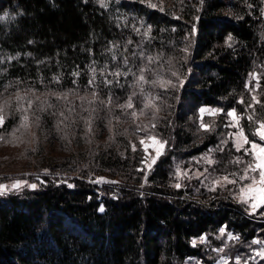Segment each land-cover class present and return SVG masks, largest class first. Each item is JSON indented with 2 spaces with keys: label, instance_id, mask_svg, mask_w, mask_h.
Listing matches in <instances>:
<instances>
[{
  "label": "trees",
  "instance_id": "obj_1",
  "mask_svg": "<svg viewBox=\"0 0 264 264\" xmlns=\"http://www.w3.org/2000/svg\"><path fill=\"white\" fill-rule=\"evenodd\" d=\"M0 17V182L40 176L0 192V264H183L207 259L193 239L222 227L234 254L264 240V207L192 173L236 177L233 161L252 159L225 133L235 109L258 141L264 83L248 79L264 65V0H0ZM149 131L167 147L146 176Z\"/></svg>",
  "mask_w": 264,
  "mask_h": 264
},
{
  "label": "rangeland",
  "instance_id": "obj_2",
  "mask_svg": "<svg viewBox=\"0 0 264 264\" xmlns=\"http://www.w3.org/2000/svg\"><path fill=\"white\" fill-rule=\"evenodd\" d=\"M260 83H264V65L261 68L258 67V69L255 70L250 75V77L248 79V85L249 86H254V88H257ZM201 109H205L206 110L205 112L202 113V115L215 116V115H217L220 112V111L219 112H215L213 114V112L211 111V110H216L218 108H211V107H205L204 106ZM232 110L233 109H231L230 111H232ZM235 113H236V119L234 120L233 117H229V121H230L229 125H231V127L229 128L230 130H228V132L225 133L226 134L225 137H227V139L233 138L234 144H236V137L234 136V133L238 132L240 130V128H242L241 125H240V116L238 115L236 110H235ZM0 115H3V114H0ZM3 117H4V120H5V116L4 115H3ZM237 124L239 125V127L235 126ZM232 127H235V129H233ZM149 137H155L156 141L165 142V140H163V138L161 136H159L158 134L154 133L153 131H149L147 133H144L143 135H139V137H138L139 140L141 141L143 139L145 141V144L148 146V150L145 151L147 156H146V160H145L146 162L144 161V167H143L145 172H146V176L151 173V171L154 169V166L156 164V163L153 164L151 166V168L148 167V165L151 164L152 159L155 158L156 162H157L159 160V158L165 153L166 147H167L166 143H164L163 147L160 148V152H161L160 156L158 158H156V148H159L160 145L158 143H154L152 140H149L148 139ZM145 144H141V146L144 148V150H145ZM245 147H249V146L246 145ZM3 149H6V148L3 147ZM6 150L8 152H11L10 149H6ZM204 158L207 161H209V160L213 161V156H212L211 151L208 154H206L204 156ZM242 158H243L244 161H249V160L245 159L244 157H242ZM9 162H11V160H9ZM0 166L2 168L7 169L9 164L8 163H3ZM231 167H232L233 171L236 172V177H231L229 175H221L220 177H218L216 179L210 178V181H207V180H209V177L207 175H205V173L203 171L192 170V173H197L198 175H200L201 176L200 178H201L202 181L206 182V184L208 186L214 188V187H217L219 185L226 186L227 184H229V183H227V181L223 180V177H225V176H228V178L230 180L231 179H238V177L243 174L242 173V169H244L245 164L244 163H239V164L233 163L231 165ZM190 173H191L190 169L183 168V166H181L180 164L178 165L177 178L179 180L185 178L187 175L189 177H191ZM250 175H252V173H250ZM25 177H28V178H25ZM33 177H40V176L37 175V174H34V173H27L25 176H22V177L17 176L15 178L7 180V181H1L0 184L6 185L7 188L6 189H0V192H8V191H11V190L12 191L19 190V189H22V188H24L26 186L30 187L31 184L38 185V183L36 181H33ZM217 180L220 181V184L215 183V181H217ZM16 181H21L22 182L21 187L18 188V189L12 187V185L15 184ZM248 182H249L248 180H243V181H238L237 184H232L231 190L236 191V192H234L236 198H238L237 193H238L239 187L242 186L243 184H247ZM248 208L251 211V208L249 206H248ZM262 213H264V210L262 211ZM222 228H225L226 231L222 235L221 231L219 230L218 241L217 242H212L207 234L202 235L201 237H195L193 239V243L195 242V244H198V243L206 244V248H207V251H208L207 259H201V258L193 256V257L187 258L184 261L183 264H218V261L220 260V257H225L226 259H228L229 264H236V257L237 256L241 257L240 264H249V262L251 260L260 261L261 257L256 256V252H258L261 248H264V244H255V246L252 247L253 249L251 250V254H248L247 256H245L242 253L234 254L232 252L231 248L233 246V242L236 241V240L228 239V233H231L233 236H238V237H239V235L237 233L233 232L232 230H228L226 227H222ZM256 239H259V238H256ZM218 248H223V251L222 252H217V251L214 250V249H218ZM251 257H255V259H251ZM251 264H258V262L254 261ZM259 264H264V263H259Z\"/></svg>",
  "mask_w": 264,
  "mask_h": 264
},
{
  "label": "snow or ice",
  "instance_id": "obj_3",
  "mask_svg": "<svg viewBox=\"0 0 264 264\" xmlns=\"http://www.w3.org/2000/svg\"><path fill=\"white\" fill-rule=\"evenodd\" d=\"M151 6L155 7V5H151ZM0 19H4V17H0ZM229 39H231V37H229ZM148 59L150 61L152 60L151 57H148ZM125 63H127V58H125ZM146 71H150V69L144 67L138 69L137 72L132 73V75L136 77L137 82L140 83L141 85L149 83V80L144 75ZM113 75L120 76V72L119 71L114 72ZM173 75H175V73H173ZM89 83H92V81H89ZM104 83L111 84V81L105 80ZM151 83L155 84L156 81L153 80L151 81ZM133 95H135V93H133ZM253 99H255V97H253ZM108 102L109 103L111 102V97H108ZM241 103H243V101H241ZM257 103L260 102L257 101ZM120 107L134 108L135 106L132 103V96L128 97V102L126 105H120ZM262 107H264V105H262ZM0 111H2V109H0ZM200 111L201 113H203L206 110L201 109ZM211 111L214 114L215 112H219L222 110L216 109ZM61 115H63V113H61ZM132 115L135 116L136 113L133 112ZM227 115L229 117H233L234 120L236 119V113L234 109L232 111H229ZM25 119H27V117H25ZM247 119L251 122L253 120V117L248 116ZM3 124H4V117L3 115H0V126H3ZM235 126L239 127L238 124ZM202 127H205L207 129V125H202ZM251 135L254 137H258V141L255 139L250 140L248 135L244 133L242 128H240L238 132L234 133V136L236 137V144H235L236 150L241 151V149H243L244 154L250 155L252 159L250 161H244L242 157H237L236 160L233 161V163L245 164L244 169H242L243 174L240 175L238 179L230 180L228 176H225L223 177V180L227 181V183L230 184H237L238 181L248 180L249 182L247 184H243L242 186L239 187L237 196L241 203L248 205L251 208L252 213H256L260 208L264 207V120H261L259 127H257L256 130L253 133H251ZM0 139H2V137H0ZM148 139L160 145L159 148H156V158H158L161 154L160 148H162L163 144L166 142L156 141L155 137H149ZM140 143L145 144V141L142 139ZM246 145H248L249 147H245ZM135 150H136L135 145H133V151ZM147 150H148V146L145 144V151ZM208 162L214 163L211 160H209ZM155 163H156V159L154 158L152 159L151 164H149L148 167L151 168V166ZM141 171H143V169H141ZM250 173H252V175H250ZM102 179L103 178H101V180ZM215 183L220 184V181L217 180L215 181ZM21 184H22L21 181H16L15 184L12 185V187L18 189L21 187ZM69 186L71 187L72 185ZM30 187L35 189L37 185L31 184ZM175 187L180 188L181 185L177 183ZM6 188H7L6 185L0 184V189H6ZM103 210H104L103 208L100 209V211ZM261 215H264V213H261ZM220 231L221 234L223 235L226 229L222 228ZM228 239L239 240V237L233 236L231 233H228ZM252 244H264V240L255 239L252 241ZM214 250L217 252H222L223 248H218ZM256 256L264 258V248H261L258 252H256ZM251 259H255V257H251ZM240 261H241V257L237 256L236 264H240ZM218 264H229V261L225 257H220Z\"/></svg>",
  "mask_w": 264,
  "mask_h": 264
}]
</instances>
